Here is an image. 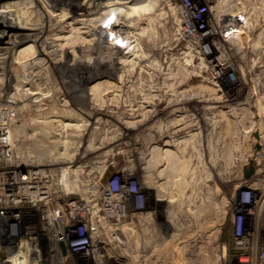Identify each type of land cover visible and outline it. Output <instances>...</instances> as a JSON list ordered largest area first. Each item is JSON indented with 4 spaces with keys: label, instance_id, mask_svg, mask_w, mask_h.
Wrapping results in <instances>:
<instances>
[{
    "label": "rangeland",
    "instance_id": "rangeland-1",
    "mask_svg": "<svg viewBox=\"0 0 264 264\" xmlns=\"http://www.w3.org/2000/svg\"><path fill=\"white\" fill-rule=\"evenodd\" d=\"M83 1L47 0L67 10H80ZM93 1L104 3L90 15L98 16V24L137 6L151 12L123 18L120 32L114 26L113 35L122 36V45L110 44V31L96 24L102 36L95 30L74 36L77 50L65 57L68 62L73 55L79 58L48 67L50 97L41 106L29 102L22 89L15 91V76L23 79V74L19 64L11 63L12 49L7 60L0 54V100L13 96L19 106L12 116L18 150L52 167H65L78 187L90 171L104 167V181L124 170L150 197L157 193L158 201L150 205L161 236L146 251L147 264H258L261 244L256 241L247 251V263L239 261L231 220L238 190L264 183V0H128L130 9L113 5L116 0ZM19 2L0 0V46L8 45L5 33L12 31L42 30L40 34L49 36L46 25L55 21L44 13L43 2ZM14 12H27L30 26H44L28 30L16 25L11 30ZM191 15L193 35L187 38L182 21ZM82 25L74 23L78 30ZM85 46L96 57L112 50L111 62L105 57L109 64L101 59L93 66L85 64ZM119 58H125V66ZM217 66L222 68L215 79ZM122 73L125 80L119 83ZM65 77H70L67 83ZM172 136L178 141L191 138L184 152L176 144H164ZM166 150L178 155L176 164ZM132 217L136 220L135 213Z\"/></svg>",
    "mask_w": 264,
    "mask_h": 264
},
{
    "label": "built area",
    "instance_id": "built-area-1",
    "mask_svg": "<svg viewBox=\"0 0 264 264\" xmlns=\"http://www.w3.org/2000/svg\"><path fill=\"white\" fill-rule=\"evenodd\" d=\"M192 19L182 21L187 38L193 35ZM217 67L215 79L222 68ZM11 98L0 100V264H137L153 250V244L142 245L141 239L142 227L158 224L150 205L158 201L156 196L150 197L124 170L104 181V167L90 171L78 187L65 167H52L18 150ZM231 225L239 261L247 263V251L256 241L261 244L258 264H264V183L238 190Z\"/></svg>",
    "mask_w": 264,
    "mask_h": 264
},
{
    "label": "bare ground",
    "instance_id": "bare-ground-1",
    "mask_svg": "<svg viewBox=\"0 0 264 264\" xmlns=\"http://www.w3.org/2000/svg\"><path fill=\"white\" fill-rule=\"evenodd\" d=\"M12 1L14 2V0H12ZM19 1L20 0H18V3H20ZM36 1L43 2L44 7H46V10L43 9L44 13L47 14V15H49L50 17H52L53 20L55 21L53 23H50L49 25H46V26H49L48 28H50V31L48 30L49 31V33H48L49 36H46L45 37L44 36L45 33L44 34H40L39 31H42V30H37L38 32H36V31L35 32H32V31L31 32L12 31V33H8V34L5 33V35H7V41H6V43H8V45L5 44V45H1L0 46V54H3V55H1V57H4L3 59L5 60L6 57L8 56V54H9L10 50L12 49V60H11V63H12V65L15 64V63L17 65L19 64V67L22 70V74H23V75H21L23 79H20L17 75L15 76V79L17 80V82L19 84L16 85V87H14V89H15L16 92L21 91V89H22L23 90L22 91V94H24V97L29 102L35 103L36 105H39V106H41V104L43 103V100H46V99H48L50 97V93H49V91L47 89V86H46L49 83V80L47 78L48 77V74H47L48 67L52 63H57V62L58 63H64V64L65 63L73 64L74 61L79 58L78 55H73L72 62H68V60H66V57H65V53L66 52H68V51L69 52L70 51L72 52L74 50H77L74 47L76 45V43H77L76 42L77 40L74 41V39H72L74 36L79 35V33L81 34V32L84 33V35L85 34L90 35V34H92V33H89L90 30L91 31L95 30L96 31V35H101L102 36L104 34V32L102 33L98 29H94L95 28V24H96V25H99L101 27L103 26V28H105V32L106 31L107 32L110 31L107 34V36H109L108 37L109 38L108 39V42L110 44H114L115 46L116 45H122V40L120 39V37H122V36L118 37L120 34H117V33H114V35H113V30L115 29L114 26L115 27L118 26V27H116L115 31L119 30V32H120V28H122L123 27V24H124V19L123 18H125L127 16H133V15L134 16H138V15H142V14H146V13H150L151 12V8H148L146 6H137V7H135L134 10L129 11L131 13H129L127 15H124V12H123L121 14L123 16L121 17V15H120V18L117 17V16H116L117 17L116 18V17H114L115 16L114 15L113 16L114 18H111L110 17L111 19L110 18H107L106 20L103 19V21L104 20L105 21L103 23H100L101 22L100 21L99 24H98L97 22H95V21H97L99 19L98 16H96V17H95V15H93V17L90 16L92 14H95L96 11L98 10L95 7L97 5L100 6V4H96L93 0H84L82 3L81 2L78 3V4H81V8H79L80 10H67L66 8L61 7L59 5L58 6L55 5V7H54V5H51L50 6L49 3L47 2V0H36ZM128 2H129L128 0H121V1H117L116 0L114 3L112 2V4L113 5L114 4L115 5L116 4L122 5L123 4L125 8H129V6L126 5V3H128ZM51 3H52V1H51ZM14 5H15V3L14 4L12 3V6H14ZM102 5L100 7H102ZM122 8L123 7H121V9ZM95 9H97V10L95 11ZM101 10H100V12H101ZM112 10H113V8H112ZM18 12H14V15L17 18H16V21H14L15 20L14 18L12 19V25H13V27H12L11 30H13L16 25L19 26V27H22V28H28V30H29V28L30 29H40L42 26H44L43 23L36 24V26H30L28 24V20H29L28 19V16H29V14L27 12L26 13H22V12L21 13H18ZM107 14H111V13H107ZM3 15L4 14H2L0 16H3ZM96 15H98V14H96ZM78 21H82V23H83L82 27L84 29L81 28V30H78L77 27L74 26V23H76ZM15 22H18L21 25H18ZM92 22H94V23H92ZM74 28H75V33L76 34L72 36V33L74 32ZM67 32L69 34H66ZM96 35H94V37ZM69 36L71 38H68ZM83 41H85V43H87V42H90V39H86V37L83 36ZM91 41H93V40H91ZM26 42H31V44H30V46L28 48H24L22 46ZM84 51H85V55H84V58L81 59V60H83V62H85V64H87L89 66H93L98 59H101V60H104V61H107V62L109 60V62H111L112 56H111L110 53H111L112 50L111 51L109 50V53H107L105 55L102 52L103 54H101L99 57H96V56L92 55V53L90 51V48H88L87 46H85V50ZM128 52H129V50H128ZM41 55H43V56L41 57ZM105 57L108 60L105 59ZM121 58H123V57H121ZM125 58L124 59H120L119 58V63H121V67H123V65L125 64L124 63ZM127 60H128V58H127ZM112 61H114V60H112ZM109 62H108V64H109ZM125 62H126V60H125ZM115 63H118V59L115 60V62L111 65V67H115L116 66ZM6 66H8V65H6ZM44 69H45V71H44ZM111 70L113 71V69H111ZM123 74L124 73L120 74L122 76L119 75V83H120V79L125 80V78H124L125 76H123ZM13 77L14 76H12V78ZM59 77H60V79L61 78H64V75H60ZM69 79H70V77H67L66 79H64V81L67 83ZM126 81H128V80H126ZM124 84H126V82ZM124 84L122 82V84H120L119 86H121L122 88H124L125 87ZM115 89L116 88L110 90V95L114 92L113 90H115ZM120 90H122V89L120 88ZM101 94H103V93H101ZM11 100H12V116H13V111H14V113L16 111H19L17 109L19 106H18V101L16 100V98H14L12 96ZM21 106H24V103L21 104ZM177 119H175V120L177 121ZM178 120H180V119H178ZM181 139H182V137H181ZM187 139L184 138V140L178 141L177 138H175L174 136H172L171 139L165 140L164 141V144H167V145H169V144H173V145L176 144L175 145L176 148L178 147L179 150L183 151L184 148L186 147V145L188 144V140H190L191 138H189L188 140ZM191 145H192V143H191ZM156 150H158V149H156ZM166 151H167V153L166 152L165 153L169 157V160L172 161V162H175L174 160L176 159V162H175V164H176L178 162V158H177L178 155L175 152L171 151V150H166ZM154 152H156V151H154ZM173 169H175V167ZM152 172H154V171H152ZM172 174L174 175V172ZM157 175H158V177L161 176V174L159 172L157 173ZM171 178H174V177H171ZM155 182H157V181H155ZM158 184H160V183H157L156 185H154L155 188L156 187L158 188V186H157ZM156 197H157V193H156ZM156 200H157V198H156ZM160 232H161V230L159 228V224L156 225L154 227V229L150 228V226H147V225L144 226V227H142V239H141L142 245L144 244L145 246H147V244L150 242L151 245L153 244L152 247H155L156 244H157V241L160 240V236H161ZM145 251H146V248L144 249V252ZM151 254H148V255H151ZM145 259H146V256H145V254H143V258L141 260L137 261V264L138 263L139 264H147L146 263L147 261ZM152 262L155 263V260H153ZM126 264H130V261H128Z\"/></svg>",
    "mask_w": 264,
    "mask_h": 264
},
{
    "label": "flooded vegetation",
    "instance_id": "flooded-vegetation-1",
    "mask_svg": "<svg viewBox=\"0 0 264 264\" xmlns=\"http://www.w3.org/2000/svg\"><path fill=\"white\" fill-rule=\"evenodd\" d=\"M173 175V174H172Z\"/></svg>",
    "mask_w": 264,
    "mask_h": 264
}]
</instances>
